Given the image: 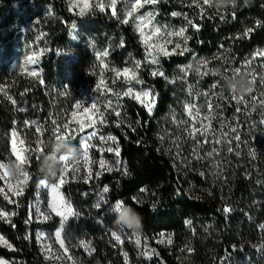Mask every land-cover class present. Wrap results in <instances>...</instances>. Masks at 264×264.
Instances as JSON below:
<instances>
[{"label":"trees","instance_id":"obj_1","mask_svg":"<svg viewBox=\"0 0 264 264\" xmlns=\"http://www.w3.org/2000/svg\"><path fill=\"white\" fill-rule=\"evenodd\" d=\"M226 9V14L204 15L198 20L199 30L190 29L187 33L190 37L187 41L189 51L183 56H171V61L165 63L167 70L198 58H210L225 50L239 61L253 50L264 49V0H235V4L228 2ZM0 19V26L14 28L11 36L14 39L21 27L32 25L34 34L27 40L33 48L43 50L40 75L31 77L9 70L8 65L16 56L17 45L6 47L8 41H0V89H3L0 91V161L13 158L8 131L15 116L21 113L18 108L26 109L28 118L37 122L25 127L24 148L35 149L43 140V153L32 151L28 154L25 168L28 180L19 197L25 208L15 213L10 224L0 223V233L14 248L8 250L0 246V257L15 259L19 264H43L34 234L31 233L29 239L26 235V204L32 199L39 182L49 178L41 171V161L52 152L56 141L51 131L54 127L52 121L61 125L67 121L60 119L62 110L65 109L64 115L67 116L75 100L72 94L86 88L95 79L98 60L93 52L85 50L83 44L70 43V27L79 19L69 14L58 0H0ZM80 27L83 32L95 36L106 33L107 40L122 36L123 58L119 59L125 65H130L132 56L143 59L130 27L103 18L87 21ZM248 29L252 31L245 35ZM35 36L39 37L37 41H34ZM89 62H93L94 76L90 74ZM141 75L157 95L152 114L133 103L129 108L133 117L131 127L124 123L117 127L113 123L104 128L105 133L115 135L119 141L120 155L126 161L128 174L108 173L95 183L78 184V189L89 191L94 187L108 186L107 204L122 201L133 209L140 217L141 230L146 235L153 237L165 231L173 234L169 249L155 244L167 264H264V254L257 250L264 244L259 243L264 240V229L260 227L264 225V159L257 163L254 170L239 176V180L234 181L226 192L211 184L205 175L186 173L178 162L174 164L173 154L160 139L167 131L175 130L173 113L176 118L184 117L186 100L179 98L175 85L164 78L153 79L146 72H141ZM5 92L16 101L15 104L7 99ZM100 109L103 111V107L100 106ZM37 126L43 132L42 137L36 131ZM77 140L78 137L72 143ZM191 183L211 188L220 206L190 193ZM138 194L145 195L143 202L135 199ZM225 196L228 201L224 200ZM91 199L92 195L84 203H90ZM226 205L232 209L227 214L223 212ZM97 216L84 214L78 221H71L67 233L78 240L90 236L99 258L120 264L114 243L105 235L96 220ZM185 221H191V226ZM248 232L253 234L249 237L251 245H244L239 237L246 236ZM259 233L260 237L257 236ZM234 247L240 250L233 251ZM228 254L232 256L230 262L224 260Z\"/></svg>","mask_w":264,"mask_h":264},{"label":"rangeland","instance_id":"obj_2","mask_svg":"<svg viewBox=\"0 0 264 264\" xmlns=\"http://www.w3.org/2000/svg\"><path fill=\"white\" fill-rule=\"evenodd\" d=\"M62 5H64L68 13L75 16L79 19L78 22L74 23L75 28L70 27V43L72 45H80L83 44L84 48L87 52H92L95 54L96 60H98L97 64V74L94 80L90 82L86 88L80 89L77 92L73 93L72 96L74 97V103L72 105V108L67 111L64 115V110H62V115L60 119L67 121H73L72 127H76L75 121H83L86 120L89 113H85L82 109L77 110L75 108L76 101H80L82 106L88 107L91 111V104L93 102L98 104V107H103L104 117L106 120L105 125H97V128H99V135H103L105 137L107 136H114L115 135L111 133H105L104 128L106 125L115 124L118 119L122 121L126 126H129L132 123V115L129 111V108L132 106L133 103H136L140 108L146 110L143 108L140 104H138L136 101L129 99L125 97L123 100L120 101V104L122 105L121 112L122 115L120 118H117L114 114H110L111 110L105 111V102L106 100H113L115 102L116 97L111 94H102L103 89L96 90L95 85L97 83H100L101 80H103L104 85L107 87L113 89L115 92H122L125 90L128 86L134 87L136 90H140L141 88H150V85H148L146 82L143 84H136L135 82L132 83V85H127L124 83L123 77L117 79L115 76V72L112 71V69H119L122 70L125 67H133L134 60H139L131 57L132 62L130 65H125L124 61H120L119 57L123 58L122 56V47H121V41H123L122 36H115L111 39L105 38L107 35L106 33H103L102 36H95L91 35V33H85L81 29L80 25L86 23L87 21L93 20V19H107L109 21H114L121 24L117 19L113 18L111 16V9L106 7L105 12H100L98 9L93 8L92 11H87L85 15L80 16L78 15L79 8L74 7L71 11L69 10V2L68 0H58ZM97 2H103L105 5H108L110 0H89L90 4H95ZM200 3L202 4L204 11L201 13V10L199 7L195 6L192 3V0H158L156 4H146L144 7L140 8L135 15H141L145 14L147 12H152L155 16L154 23L158 25H167L169 28L178 29L181 27L187 28V31L185 35L187 36L188 31L190 29H195L194 27L188 25L187 20L185 19V16L188 18V20L193 21L195 25H197V22L200 18H202L204 15H223L226 14L228 11L227 4L228 0L225 3H219L218 0H212L211 5H203V0H200ZM117 13L123 19L124 12L127 10L124 8V5L122 2H118L117 4ZM177 12L180 13V15L173 17L172 13ZM134 18V17H133ZM128 25L130 27L132 34L135 35L136 45L138 46L139 51L141 52V55H143V59L140 61L142 62V67L140 69V78L142 79L141 72H146L147 75H149L151 78L155 79L157 77H153L151 75L153 70H156L157 68L159 70L164 71L165 75L168 77V80H166L169 83V80H172L173 78L183 76L184 74L179 71L181 67H185L188 64L192 65V69L188 71L187 77H186V83H182L179 79L176 80L175 83H169L171 85H175V89L177 91V96L179 98L185 99L187 102L191 103L195 100V103L198 107H200V114L201 116L205 115H212L215 117V119H212L211 125L212 128L215 129L217 132H220L221 129V123L224 124V129L227 130L228 125L232 126H239V135L242 143L239 145L236 144L235 141H233V147L234 149H237L239 151V155H236L235 152L228 153L226 150H224L219 156L214 157V162L217 165L216 168H213L212 162L209 160H203V161H196L191 160L190 162H180L177 161L179 166L182 167V169L187 173L189 172H198L200 174L201 172H204L205 178L209 180L211 184L218 185V188H221L222 191L226 192V189L228 187H231L234 181L239 180V176H244L245 174L249 173L250 171L254 170L257 163L260 161H263L264 158L262 156L264 155V123H261V121H264V108H261L260 106V99L262 98V94H264V84L260 82L259 76L260 74H264V57L257 56L256 53L258 52H264V49H256L253 50L252 53L239 61H237L235 58L232 57V55L227 51L218 52L215 56H211L210 58H198L196 60H193V62L185 64V65H175L171 70H167L165 63L171 61V56H183V55H171L169 57H160V64L159 65H151L147 62L145 59V48L141 43V39L139 36V33L135 30L134 26L131 23ZM1 20V19H0ZM14 30L13 27H7L4 25L0 26V41L6 40L8 41L7 44H5L6 47H9L11 45L16 44V56L11 64L8 65L9 70H17L21 74H26L27 76H31L29 73L32 71H35L37 73V76L40 75V62H41V54L43 53V50L41 49H35L31 44H29L27 37H30L31 34H34L33 26L32 25H25L24 27H21V30L16 34L15 39L11 36L12 31ZM72 36H76V39H72ZM39 37L35 36L34 41H37ZM174 40L180 39V38H173ZM182 48L186 47L187 44H184L181 40ZM174 47V45H169L168 48L171 50V48ZM108 52V55L106 57H102L103 63H101V59H97V53H103L104 51ZM179 51V50H178ZM112 55H115L112 57ZM29 56H33L37 62L34 64L27 63V58ZM253 57H255L253 59ZM251 60V65H249L247 68L243 67L245 65V62ZM201 61L206 62V64L201 63ZM88 66L91 68L90 74L94 76L93 74V62H89ZM235 68H241V72L239 75L243 74L246 75L247 78L251 79L250 75H248L249 70H253L257 74V80L256 83L253 84V91L251 93L243 94L245 100H249L250 96L257 97V100L255 102H250L248 105V110L244 111V105L241 104V112L237 113L236 111V103L235 101L231 100V91L226 87L225 85V79L228 76H232V72ZM195 69H199V71H195ZM203 73V75H202ZM37 76H31V77H37ZM163 78V77H162ZM116 79V83L113 84V80ZM213 84H216L217 86L215 88L212 87ZM189 86H191L192 89V95H189ZM197 93L207 95H200L199 97L196 96ZM155 99L157 104V95L155 94ZM237 95H240L237 93ZM152 97H149L148 100L151 101ZM208 103H211L213 105V111L211 113L208 112ZM252 103H255V108L252 107ZM219 105V107H217ZM155 108V107H154ZM101 110V109H100ZM19 112V111H18ZM21 113L15 116L14 123L12 128L8 131L9 133V143H10V152L12 154V144L15 141L17 149L24 148V144L21 145L20 141L23 140V132L25 130V127L30 126L25 125L23 123L24 120L32 121L29 116L27 115L26 111H20ZM75 112V117L72 116V113ZM177 119H188L187 113H184V117H177ZM173 123V122H172ZM207 123V121H205ZM173 125H175L173 123ZM176 130V125H175ZM167 131L164 134L163 143L164 146L169 150L172 149V154L174 156L175 154V146L173 145L172 141L175 139L176 131ZM13 131H15L16 135L15 137L12 136ZM92 131L91 128H88L85 130V133H78L76 137H79L80 135H84L87 132ZM203 139L202 137L200 138ZM211 139V137H210ZM77 140V141H78ZM117 140V138H116ZM73 142V141H72ZM117 143L119 145L120 149V143L117 140ZM92 144L96 145L95 148L90 149L89 151V159L91 161L90 167L93 171V178L89 182H84V179L81 177H84L87 172V167H83L81 169V172L74 176L71 171H69L66 182L59 188V194L62 195L73 208V210L77 213L76 216L69 217V219L64 223L61 235L62 238L65 241V244L69 248L70 254L74 257L75 260L79 262V264H112L109 261H107V258L105 260H102L99 258L96 248L93 243V238L90 236H85L78 240L76 237L73 238L72 234H68V225L71 221L75 220L78 221L84 214H88L91 216L98 215L96 217L97 222L101 224V227L103 231L105 232V235L114 243V248L117 250L118 256L121 259L120 264H167L163 261L161 258L158 249L156 248L155 244H160L163 248L169 249L173 242V234H170L168 232H160L157 233L156 236H148L146 235L141 229H140V236H141V246H137L134 242L131 240L125 238L122 236L123 244H119L115 239L111 236V232L116 231L119 232L121 230L120 227L117 225V213L113 211L114 206L116 204L113 203L111 205H108V193L105 194V201L101 205L100 208H96L95 205L98 202L99 194L102 192L101 188L94 187L87 190H80L78 189L77 185L81 183L85 184H91L97 182L103 175L108 173H122L124 174L123 169L127 168L126 161L122 158L120 155V170H113L111 172L109 171H103V174L99 177H95V172L100 171L99 168V160L103 158L108 165L112 166L114 169L116 167V160L117 158L112 154L108 152H100L98 149L101 147H107L112 146L116 147L115 144H112L109 142L108 145H102L101 142L98 139H93ZM211 145L206 144L204 150L201 151V155H204V151L210 150ZM216 147H221L220 145H216ZM192 148V142H189L187 144L183 145V156L188 157ZM254 153V155H253ZM12 160L8 161H0V163H4L6 165H11L10 161H15L16 157L12 155ZM261 163V162H260ZM27 164V162H26ZM26 164L24 165L23 171L26 172ZM7 171L9 172L10 180L12 183H15L16 177H13L9 171V167L6 169L0 170V172ZM128 172V168H127ZM27 173V172H26ZM264 174V172H263ZM60 173L58 172L57 176H59ZM44 181H47L48 183H55L56 178H48L43 179ZM42 181V180H41ZM40 181V182H41ZM39 182V186L37 187L36 192L34 193L32 199L26 204V218H25V224L27 227V238L29 239L31 233L34 234V238L36 240V243L38 245V248L40 250L43 264H53L52 261L45 259V248L44 245H51L52 249L54 251H60L59 244L55 240L54 233L56 230L61 229L60 224V217H57L54 213L51 214V218L48 221H44L42 218L37 219V214L35 211V205L39 204L41 211L48 212L50 210L47 209V203L52 198V194L49 189L43 188ZM27 183V182H26ZM26 183L22 185L20 194L18 195H11V199L14 201L13 203H9L7 200L4 199L3 194H0V210L7 212L9 215L6 219H0V223H6L10 224L14 217L15 213L19 209L25 208V204H23V201L19 199V197L23 194L24 189L26 187ZM0 187H4L5 191H7V185L4 181L0 180ZM108 187V186H107ZM109 188V187H108ZM211 189V188H210ZM207 185L203 184L202 186H197L191 183L190 185V193L194 194L201 200H205L208 203L214 205V206H220V202L217 201L214 193L210 190ZM263 193H262V202L264 203V183L262 186ZM91 193V194H90ZM92 199L90 203H84L85 200L89 197ZM145 198V195L138 194L135 199L139 202H143ZM224 200L228 201L227 196H225ZM122 202V201H121ZM123 205L127 207L124 203ZM226 207H229V205H226ZM102 211V212H99ZM99 212V213H97ZM107 216V218H106ZM104 217V218H103ZM105 219V220H104ZM110 220V222L106 223V220ZM123 232L126 234L127 237H132L133 233L128 230H123ZM43 233L45 235V239L43 241H39L37 239V234ZM262 234V231L260 232ZM258 234L257 236L260 237L261 234ZM264 233V232H263ZM251 233L248 232L246 236L239 237L240 243L244 245H251L250 244V238ZM0 236L4 238L10 244L12 247L9 248L5 246L2 242H0V246L4 247L8 250H13L12 243L8 240V238L0 233ZM171 240V243H168V240ZM80 241H85L90 244V247L94 249L91 255L88 254L87 251H85L84 248L80 247ZM162 241V242H161ZM264 242V240H261L259 243ZM145 249L151 250L152 253H154L151 256V259H148L146 256H143L141 252ZM0 260H3L7 262V264H19L17 260L15 259H5L1 258ZM57 264H71V262L67 261H61L57 262Z\"/></svg>","mask_w":264,"mask_h":264},{"label":"snow or ice","instance_id":"obj_3","mask_svg":"<svg viewBox=\"0 0 264 264\" xmlns=\"http://www.w3.org/2000/svg\"><path fill=\"white\" fill-rule=\"evenodd\" d=\"M69 2V10L71 11L74 7H78V15L83 16L87 11H92L93 8L98 9L100 12H105L106 7L110 8L111 16L115 19H117L121 24L128 25L131 23L134 26L135 30L139 33L141 43L145 48V59L148 63L151 65H159L160 64V57H169L171 55H184L185 52H188L189 49L184 47L182 48L181 40L184 44H187L188 39L190 37L186 36L185 33L187 31V28L181 27L178 29L169 28L167 25H158L154 23L155 16L152 12H147L145 14L141 15H135L139 11L140 8L144 7L146 4H156L158 0H110L108 5H105L103 2H97L95 4H90L89 0H68ZM118 2H122L124 5V8L127 9L124 12L123 19L118 15L117 13V4ZM212 0H203V5H211ZM228 2L235 4V0H228ZM192 3L199 7L201 10V13H203L204 8L202 4L200 3V0H192ZM180 15V13L173 12L172 16L176 17ZM185 19L187 20L188 25L194 27L196 30H199V26L195 25L193 21L188 20V18L185 16ZM259 24V21L257 22ZM73 28H75V24L72 25ZM252 31V29H248L245 32V35H247L248 32ZM180 38L174 40L173 38ZM72 39H76V36H72ZM174 45V47L169 50L168 46ZM121 47H123V41H121ZM179 50V51H178ZM108 55V52L105 50L103 53H97V59H101L102 57H106ZM257 56L264 57V52H258L256 53ZM255 57H253L254 59ZM27 63L34 64L37 62V60L33 56H29L27 58ZM101 63H103V60L101 59ZM201 63L206 64V62L201 61ZM249 65H251V60H248L245 62V65L243 67L247 68ZM142 67V62L140 60H134L133 67H125L122 70L119 69H112V71L115 72V76L117 79L123 77L124 83L127 85H132L133 82L136 84H143L144 81L140 78V69ZM192 69V65L188 64L185 67H181L179 71L183 73V76L173 78L172 80H169V83H175L177 79H179L182 83H186V77L188 74V71ZM195 71H199V69H195ZM241 72V68H235L232 72L233 76H238ZM31 76H37V73L35 71H32L29 73ZM151 75L153 77H163L165 80H168V77L165 75L164 71L159 70L158 68L156 70H153ZM203 75V73H202ZM248 75H250L251 79L250 82L252 84L256 83L257 80V74L253 70L248 71ZM260 82L264 84V74H260L259 76ZM116 83V79L113 80V84ZM217 85L213 84L212 87L215 88ZM96 90H101L102 94H111L116 97L115 102L113 100H106L105 102V111L111 110L110 114H114L117 118H120L122 115L121 108L122 105L120 104V101L123 100L125 97L132 99L136 101L138 104H140L143 108L147 110V112L151 115L153 112V109L155 107L156 99L154 95V90L150 88H141L140 90H136L132 86H128L125 90L122 92H115L113 89L107 87L104 85L103 80L100 81V83H97L95 85ZM0 91H3V89H0ZM253 89L250 90L249 93H251ZM8 100H10L13 104L16 103L15 100L12 99L11 96H8L7 93H4ZM189 95H192V89L191 86H189ZM200 95H207L206 93L200 94L197 93L196 96L199 97ZM149 97H152L151 101L148 100ZM231 100L235 101L237 107L236 111L237 113L241 112L240 105H244V111L248 110V105L250 102H255L257 100V97L250 96L249 100H245L244 95L240 94L237 95L235 91L231 92ZM260 106L261 108H264V94H262V98L260 99ZM184 111L187 113L188 119H177L175 114L173 113V119L172 122L176 125V135L175 139H173L172 143L175 146V154L173 156L174 164L177 161L180 162H190L191 160L196 161H203V160H209L212 162L213 168H216L217 165L214 162V157L219 156L224 150H226L228 153L235 152L236 155H239V151L237 149H234L233 147V141L236 142L237 145L242 143L239 135V126L237 123V126L228 125L227 130L224 129V124L221 123V131L217 132L215 129L212 128L211 121L212 119H215L212 115H205L201 116L200 114V107L197 106L195 103V100L191 103L185 102L184 105ZM208 112L211 113L213 111V105L211 103H208ZM219 107V105H217ZM252 107L255 108V103H252ZM75 108L77 110L82 109L85 113H89L86 120L83 121H75L76 127H72L73 121H66L62 125L57 123V121L53 120L52 124L54 127L52 128V133L55 137V140L64 139L67 142H70L72 145L78 148L79 150V159L78 161L73 164L69 163L67 161V158L61 157L63 161L62 167L63 171L60 173L59 176L56 177L55 183H48L47 181L42 180L40 182L41 186L43 188L49 189L52 198L47 203V209L50 210L48 212L41 211V208L39 204L35 205V211L37 214V219L42 218L44 221H48L51 218V214L54 213L57 217H60V224L61 229H58L55 231L54 236L56 242L59 244L60 251H54L52 249L51 245H44L45 248V259L50 260L53 262V264H57V262L61 261H67L71 262V264H79L77 260L74 259V257L70 254L68 246L65 244L64 239L61 235V230L64 225V223L69 219V217L76 216L77 213L73 210L72 206L65 201L64 197L59 194V188L66 182L67 176L69 171L74 176H77L83 167H87V172L84 177H81L84 179V182H89L93 178V171L92 168L89 166L91 161L89 159V151L92 148H95L96 145L92 144L93 139H98L102 145H108L109 142L112 144H115L116 147L107 146V147H101L98 150L100 152H108L112 153L116 158V167L115 169L108 165L107 162L101 158L99 160V168L100 171L95 172V177L99 178L103 171H113V170H120V149L119 145L117 143L116 137L114 136H103L99 135V128H97V125H105L106 120L104 117V113L101 112L100 108L98 107V104L93 102L91 104V111L88 107L82 106L80 101H76ZM18 111H26L24 108H18ZM76 113L73 112L72 116L75 117ZM207 121V123H205ZM23 123L25 125H36L37 122L35 120L29 121L24 120ZM122 121L120 119L117 120L116 126L120 127ZM261 123H264V121H261ZM131 127V125H129ZM91 128L92 131L87 132L84 135H80L79 140L76 143H72V141L76 140V136L78 133H85V130ZM36 131L41 134V137L43 136V132L41 131L40 127H36ZM135 131V129H133ZM16 133L13 131L12 136L15 137ZM203 138L202 140L200 138ZM211 137V139H210ZM160 139L163 141L164 137L161 136ZM189 142H192V148L191 152L188 157L183 156V145L187 144ZM20 144L23 145L24 141L21 140ZM211 145L210 150L204 151V155H201V151L204 150L205 145ZM216 145H220L221 147H216ZM32 151H37L40 153H43V140H40V143L36 146L35 149L33 148H21L17 149L15 141L12 144V155L16 157L15 161H10L11 165L14 164L19 169V174L16 177L15 183H12L10 180L9 172L3 171L0 172V180L4 181L7 185V191H5L4 187H0V194H3L4 199L7 200L9 203H13L14 201L11 199V195H18L20 194L22 185L27 182L28 180V174L23 171L24 165L26 164L28 160V154ZM169 153H172V149H169ZM254 155V153H253ZM55 158V157H54ZM8 165L4 163H0V170L6 169ZM124 174L127 175V168L123 169ZM201 176L204 175V172L200 173ZM141 191H145L144 189H141ZM109 192V188L107 186H104L102 189V192L99 194L98 202L95 205L96 208H100L101 205L105 201V194ZM179 194V193H177ZM113 211L116 213L121 212H129L133 211V209L129 207H125L123 205V202L117 201ZM232 209L230 207H225L223 209V212L225 214L230 213ZM8 213L5 211L0 210V219H6L8 217ZM186 224L191 226V221H185ZM262 229H264V225H260ZM111 236L117 241L119 244H123L122 236L125 238L131 240L134 242L138 247L141 246V236L140 232L137 234H133L132 237H127L126 234L123 232V230H120L119 232L113 231L111 232ZM45 235L43 233L37 234V239L39 241H43L45 239ZM0 242H2L5 246L11 248L12 246L8 244L6 240L2 236H0ZM162 242V241H161ZM168 243H171V240H168ZM80 247L84 248L85 251L88 252L89 255L92 254L94 249L90 247V244L85 241H80ZM240 249L233 248V251H239ZM262 254H264V244H261L259 248L257 249ZM191 251V249H189ZM143 256H146L148 259H151V256L154 254L151 252V250L145 249L141 252ZM224 260L226 262H230L232 260L231 254H228L225 256ZM0 264H7V262L0 260Z\"/></svg>","mask_w":264,"mask_h":264},{"label":"clouds","instance_id":"obj_4","mask_svg":"<svg viewBox=\"0 0 264 264\" xmlns=\"http://www.w3.org/2000/svg\"><path fill=\"white\" fill-rule=\"evenodd\" d=\"M219 3H225L227 0H218ZM225 85L229 91H235L239 94L249 93L254 85L249 81L246 75L228 76L225 79ZM55 157V158H54ZM65 157L69 163L75 164L79 159V150L77 147L64 139L56 140L52 146V152L41 161V171L48 177L55 179L58 172L63 171V161L59 158ZM9 171L13 177L18 176L19 169L16 165H9ZM117 225L121 230L131 231L137 234L141 229V220L134 211L117 213Z\"/></svg>","mask_w":264,"mask_h":264}]
</instances>
